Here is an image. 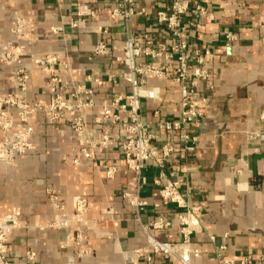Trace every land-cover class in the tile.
<instances>
[{
	"label": "crops",
	"instance_id": "crops-1",
	"mask_svg": "<svg viewBox=\"0 0 264 264\" xmlns=\"http://www.w3.org/2000/svg\"><path fill=\"white\" fill-rule=\"evenodd\" d=\"M189 2L186 42L193 51H210L205 67L213 72L195 88L194 98L206 100L204 116L188 128L189 140L181 139L180 131L162 130L160 122L181 117V86L173 78H147V88H158L159 98L142 101L143 120L155 135L154 144L173 146L174 152L163 168L145 163L139 194L147 205L138 213L124 199L137 192L121 148L129 118L122 116L116 125L98 119L104 103L130 90L118 61L128 36L148 37L163 52L175 44L157 20L159 12L170 10L171 0H136L139 14L128 24L112 18L114 0H0V96L49 104L61 94L75 104L89 103L82 111L87 138L96 142L101 131L109 130L112 142L76 165L78 140L70 118L53 124L45 111L31 116L34 149L14 165L0 160V218L21 211L22 228L9 237L11 264H180L173 256L155 254L147 237L148 232L163 242L182 240L181 210L165 204L160 193L169 182L179 183L189 206L200 208V227L191 243L199 257L193 264H264V0ZM197 5L205 6L207 14L198 16ZM85 6L93 16L80 15ZM18 20L23 22L20 36L13 34ZM54 27L63 31L54 34ZM99 28L110 31L104 38L105 56L96 54L103 40ZM229 33L237 40L228 42ZM9 43L25 50V93L12 77L17 66L1 62ZM48 56L58 60L52 71L33 65ZM138 62L151 60L140 57ZM52 76L57 79L55 92ZM79 89L92 95L72 98ZM10 113L17 121V110ZM3 136L0 130V140ZM106 167L117 168L112 179L106 177ZM52 192L60 196L64 212L50 202ZM79 199L88 202L83 223L72 222ZM62 214L68 226L52 227ZM160 220L168 225L155 230L153 224ZM137 250L142 256L135 255ZM31 252L33 262L27 259Z\"/></svg>",
	"mask_w": 264,
	"mask_h": 264
},
{
	"label": "built area",
	"instance_id": "built-area-1",
	"mask_svg": "<svg viewBox=\"0 0 264 264\" xmlns=\"http://www.w3.org/2000/svg\"><path fill=\"white\" fill-rule=\"evenodd\" d=\"M116 7L112 12V18L128 24L129 20L139 14L136 9V0H114ZM190 11L189 0H171L170 10L168 12H159L157 20L164 24L175 39V44L163 52L161 48H156L154 42L148 37L128 36L124 45L121 47V55L118 61L124 65V80L129 84V92L122 96L117 95L110 103H104L103 116L98 119L99 123L111 122L113 125L122 120V116H128L129 124L126 127V137L122 144V151L128 170L133 174L137 184L135 194H125L124 199L139 213L147 203L141 199L139 191L141 183L144 181L142 173L145 163L154 162L163 168L174 152V147L164 145L158 147L154 144L155 135L151 133L149 125L145 123L142 117V101L148 99H158V88H147V78H173L181 86L182 93V113L177 120H164L159 123V127L165 131H180V138L189 140L188 128L196 124L204 116L205 99L196 100L195 88L198 80H208L213 72L205 67L206 58L210 51L204 52L191 50L186 42V30L184 19ZM196 14L204 16L207 9L203 5L196 6ZM80 15H94L88 7H83ZM22 21H17V28L13 30L16 36L21 35ZM73 27H78L74 22ZM63 31L61 27L52 28L54 34ZM99 34L103 36L97 46L96 54L107 55L109 53L104 38L110 36V31L99 28ZM228 42L237 40L234 33L227 35ZM145 57L151 62L164 59L162 65L154 63H139L138 58ZM25 50L23 47L9 43L5 49L1 62L4 64H15L17 68L13 71L12 77L21 87V92L27 91L29 76L24 69ZM33 65L41 68L43 71H52L51 69L58 64L54 56H48L32 61ZM67 68V65L64 66ZM53 74V72H51ZM50 87L53 92L56 91L57 79L50 78ZM101 84L100 81H97ZM92 95L91 91L79 89L72 98L78 94ZM91 104L78 102L73 103V99L65 100L61 94H57L49 104H29L23 101L19 96L7 95L0 96V130L4 136L0 140V160L10 165L16 163L18 157L26 155L34 149L31 142L34 130L30 122L31 116L37 111H45L48 114L49 122L58 123L63 118H70V127L78 140L76 148V159L74 163L78 165L82 158H91L92 150L96 148H107L112 142L109 130H103L99 133L98 141L92 142L87 138L88 125L82 115V111ZM17 110V121L11 117L10 110ZM117 174L116 167H106V177L112 179ZM162 200L165 204H171L178 207L181 212L178 215L180 223L181 242H163L147 232L148 243L155 254H162L175 257L180 264H193L192 260L199 257V251L191 247L192 236L199 230L200 223L198 215L200 208L189 206L183 198L179 183L169 182L160 190ZM50 202L55 208L64 212L65 206L60 201V196L51 193ZM88 202L85 199H79L75 205V215L72 222L83 223ZM21 211L13 210L10 214L0 218V264H11L8 254V231L10 226L17 225L22 228ZM69 220L62 214L61 218L51 224L52 227L60 228L68 226ZM168 225V224H167ZM162 220L153 224V228L162 229L167 226ZM80 240V236L77 237ZM137 257L142 256V250L135 252ZM36 255L31 252L27 259L29 262L35 260ZM219 264H235L230 260H221ZM240 264H250L249 260H244Z\"/></svg>",
	"mask_w": 264,
	"mask_h": 264
},
{
	"label": "rangeland",
	"instance_id": "rangeland-1",
	"mask_svg": "<svg viewBox=\"0 0 264 264\" xmlns=\"http://www.w3.org/2000/svg\"><path fill=\"white\" fill-rule=\"evenodd\" d=\"M4 217V216H3ZM22 227V226H21ZM20 228H19V226H17V225H12V226H10V229H9V231H8V249H9V237H10V235L14 232V231H16V230H19Z\"/></svg>",
	"mask_w": 264,
	"mask_h": 264
}]
</instances>
